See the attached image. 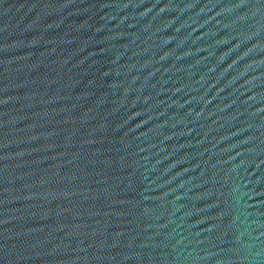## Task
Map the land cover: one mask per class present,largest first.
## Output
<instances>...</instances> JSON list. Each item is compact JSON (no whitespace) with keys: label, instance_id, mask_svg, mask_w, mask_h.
Wrapping results in <instances>:
<instances>
[{"label":"water","instance_id":"water-1","mask_svg":"<svg viewBox=\"0 0 264 264\" xmlns=\"http://www.w3.org/2000/svg\"><path fill=\"white\" fill-rule=\"evenodd\" d=\"M0 128L63 264H264V0H0Z\"/></svg>","mask_w":264,"mask_h":264}]
</instances>
